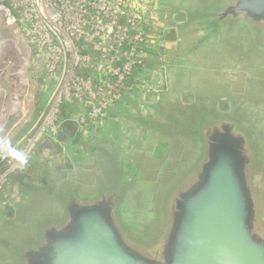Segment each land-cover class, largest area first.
I'll list each match as a JSON object with an SVG mask.
<instances>
[{
    "label": "water",
    "instance_id": "95a60500",
    "mask_svg": "<svg viewBox=\"0 0 264 264\" xmlns=\"http://www.w3.org/2000/svg\"><path fill=\"white\" fill-rule=\"evenodd\" d=\"M185 1L177 19L198 25V45L216 43L264 88V0ZM243 97H185L156 127L176 146L151 180L106 151L79 176L57 150L29 177L33 208L0 232V264H264V116Z\"/></svg>",
    "mask_w": 264,
    "mask_h": 264
},
{
    "label": "rangeland",
    "instance_id": "374dc122",
    "mask_svg": "<svg viewBox=\"0 0 264 264\" xmlns=\"http://www.w3.org/2000/svg\"><path fill=\"white\" fill-rule=\"evenodd\" d=\"M153 1H134L146 30L143 45L147 56L140 73L112 107L118 106L122 114L128 104L130 110L121 117H110V113L102 120L90 119L92 108L101 105L97 82L84 88L79 102L65 103L54 124L45 119L57 84L54 78L62 73L48 56L52 46L46 40H31L28 30L24 31L28 24L14 20L13 12L0 6V163L25 155L0 192V232L19 226L23 212L33 208L34 199L27 190L29 177L48 168L49 157L57 150L62 149L71 159L79 176L91 177L100 171L106 151L133 167L139 180H145L146 174L174 156L176 142L162 137L156 127L170 123L171 115L186 104L185 97L242 95V100H252V107L264 116V88L252 85L256 76L248 65L218 55L216 43L198 45V25L177 19V14L193 9V1ZM53 53V58L58 57ZM65 57L58 58L59 62ZM69 94L73 100L75 94ZM65 124L72 125L65 130ZM141 195L136 193L133 201L139 203ZM11 196L16 204L7 202Z\"/></svg>",
    "mask_w": 264,
    "mask_h": 264
},
{
    "label": "built area",
    "instance_id": "2783aa9c",
    "mask_svg": "<svg viewBox=\"0 0 264 264\" xmlns=\"http://www.w3.org/2000/svg\"><path fill=\"white\" fill-rule=\"evenodd\" d=\"M134 1L0 0V6L6 5L13 12L14 20L28 24L24 31L28 30L31 40H46L53 48L48 49V56L59 65L62 75L54 78L57 84L45 121L54 124L65 103L79 102L84 98V88L97 82V87L101 86L97 91L101 105L92 108L89 118L102 120L111 113L140 73L139 67H144L147 56L143 45L146 30ZM53 52L58 57L53 58ZM63 56L65 60L59 62ZM70 92L75 94L73 100ZM24 158L22 155L0 163L4 164L0 167V192Z\"/></svg>",
    "mask_w": 264,
    "mask_h": 264
},
{
    "label": "crops",
    "instance_id": "0c3cea01",
    "mask_svg": "<svg viewBox=\"0 0 264 264\" xmlns=\"http://www.w3.org/2000/svg\"><path fill=\"white\" fill-rule=\"evenodd\" d=\"M156 1H158V0H156ZM152 2L154 3V1L152 0ZM159 2H161L160 0H159ZM149 3H146V5H148ZM149 69V68H148ZM145 73L147 72V68H145ZM143 75V74H142ZM144 79V78H143ZM142 81V80H141ZM128 97V94L125 96V99ZM124 100V99H123ZM127 100V99H126ZM120 108L118 107V106H116V107H114L113 109H112V111H111V114H110V117H121V115L123 114V113H125L126 111H129L130 110V108H129V106H128V104L125 106V108L122 110V114H121V112H120ZM119 113H120V115H119ZM72 125V124H71ZM71 125H67V124H65L62 128L63 129H65V130H67V129H69L70 128V126ZM15 196V195H14ZM11 201V202H10ZM7 202H9L10 204H16V199L15 198H13V196H11V198H8V201ZM14 213V212H13ZM10 216L12 217V215L10 214Z\"/></svg>",
    "mask_w": 264,
    "mask_h": 264
}]
</instances>
